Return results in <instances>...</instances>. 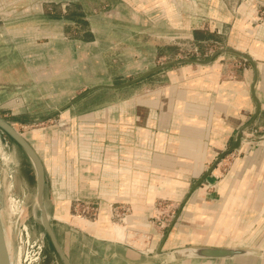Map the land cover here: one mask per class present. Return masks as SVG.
<instances>
[{
    "label": "crops",
    "instance_id": "0c3cea01",
    "mask_svg": "<svg viewBox=\"0 0 264 264\" xmlns=\"http://www.w3.org/2000/svg\"><path fill=\"white\" fill-rule=\"evenodd\" d=\"M33 2L15 0L12 13L27 17ZM37 2L42 7L49 0ZM175 2L104 0L94 13L101 12L110 26L115 14L123 12L125 22H155L165 17L170 32L156 33L154 43L177 38L171 31L179 28L189 31L186 37L190 41H203L197 38L199 28L178 26L177 18L172 17V12L177 13ZM167 10L164 16L153 15ZM239 13L229 22L221 20L217 28L218 33H225L227 24H232L228 42L232 47L225 48L234 51L219 53L216 61L202 64L201 68L187 65L167 70L168 82L123 100H112L90 112L72 116L68 111L62 122L63 135L54 140L52 154L44 152L46 160L24 136L35 154L26 150L35 167L37 193L42 189V211L69 264H234L245 257H255L197 258L176 252L187 246L248 248L228 244L227 238H239L252 231L251 239L257 230H252L253 226L264 221V148H259L264 146V139L251 145L243 137L240 146L233 148L239 130L253 119L258 106L259 113L251 124L264 125V18L255 22L248 16L258 15V6H249L247 11L240 6ZM62 18H66L65 12ZM136 43L144 44L139 39ZM127 44L135 41H125ZM97 84L112 83L100 81L92 86ZM231 150L244 152L233 177L219 183L217 195L207 192L206 186L217 176L220 156ZM193 183L197 193L179 215V219L186 215L187 219L191 216V221H202L199 229L190 228L180 236L191 243L170 249L160 244L156 254L147 255L115 237L106 205H134L130 223L138 227L143 224L141 206L152 204L157 197L180 196ZM49 186L52 192L57 191L53 201L60 205L54 217L47 206ZM217 198L211 205V199ZM82 199L101 205L96 221L71 213V205ZM248 209L257 212L244 216ZM52 219L57 221L56 226Z\"/></svg>",
    "mask_w": 264,
    "mask_h": 264
},
{
    "label": "rangeland",
    "instance_id": "374dc122",
    "mask_svg": "<svg viewBox=\"0 0 264 264\" xmlns=\"http://www.w3.org/2000/svg\"><path fill=\"white\" fill-rule=\"evenodd\" d=\"M37 1L34 0L28 16L22 17V14L12 13L15 0H0V117L25 136L45 160L44 152L52 154L54 140L63 135L62 122L68 111L72 116L90 112L112 100H123L145 88L168 82L167 70L187 65L201 68L205 63L183 60L130 86L92 91L54 116L40 122H35V119L61 108L96 82L121 83L174 59H207L221 48L232 47L228 44L233 34L232 24H227L225 33H218L217 28L221 20L229 22L234 16L239 17L240 6H244L246 11L249 6H258V15L248 13V16L255 22L264 18V0H256V3L255 0H173L177 13L172 12V17L177 18L178 26L199 28L197 38L203 41H190L186 37L189 31L179 28L176 32L171 31L177 38H163L154 43L156 33L170 32L165 17L155 22L149 19L145 23L135 20L125 22L123 12L115 14L110 26L101 12L94 13L104 0H49L42 7ZM64 12L66 18H62ZM168 12L155 11L153 15L164 16ZM138 39L144 44L137 45ZM130 40L135 44L125 45V41ZM218 55L212 60L216 61ZM243 137L251 145L260 142L264 139V125L249 124ZM243 154L234 150L223 152L218 160L217 176L206 186L207 192L217 195L219 183L226 177H233L235 165L240 164ZM194 183L180 196L157 197L152 204L141 206L140 221L143 224H138V227H132L130 223L136 210L134 205L115 204L114 207L120 208L119 216L110 204L106 205L112 227H122L123 238L118 239L135 245L147 255L156 254L160 244L170 249L191 243V240L180 236H184L190 228L199 229L202 221H191V216L187 219L186 215L179 219V215L197 193L198 188H192ZM56 192L54 189L52 192L50 186L46 190L48 210L53 217L60 208L53 201ZM218 199H211V205H215ZM100 210V204L88 199L71 205L73 215L92 221H96ZM250 212L256 214L257 211L248 209L243 212L244 216L250 215ZM0 216L9 264H63L45 230L43 211L38 203L37 175L31 157L1 125ZM51 223L57 225L56 220L52 219ZM252 230L256 231L251 239L252 231L239 238H227L228 244L249 246L252 253L245 256H255L251 259L245 257L234 264H264V221L255 224ZM43 231L45 236L42 240Z\"/></svg>",
    "mask_w": 264,
    "mask_h": 264
},
{
    "label": "water",
    "instance_id": "95a60500",
    "mask_svg": "<svg viewBox=\"0 0 264 264\" xmlns=\"http://www.w3.org/2000/svg\"><path fill=\"white\" fill-rule=\"evenodd\" d=\"M228 50L234 51L233 49H230V48H221L217 52L212 54L211 57H209L207 59H197V58L176 59V60H172V61L163 63V64L141 74L140 76H137L135 78H132L130 80H127V81H124L121 83L97 84V85L91 86L88 89H86L84 92H82L81 94H79L78 96H76L75 98L70 100L69 102H67L61 108L50 112L47 116L37 118L34 121L40 122V121L45 120L48 117L54 116L59 110H63L64 108H67V107L73 105L79 98H81L82 96H84L87 93H90L92 91H95L98 89H119L122 87L130 86V85L148 77L152 73H154V72H156L162 68H165V67L172 65V64H176V63L181 62L183 60L189 61V62L207 63V62H210L217 54L224 52V51H228ZM258 113H259V106H258V108L254 114L253 119L249 123H247L246 125L242 126V128L239 130V132L237 134L236 143L233 147L234 149L238 148L240 146L241 141H242L243 136H244L245 128L253 122V120L256 118ZM0 125L3 126L4 128H6L10 132V134L25 148V150H27L31 155L35 156L34 151L31 147V145L28 143V141L8 121H6L4 118L0 117ZM221 157L222 156H220V158ZM38 203H39L40 208L43 210L42 189L41 188H39V191H38ZM43 217L45 220V223H44L45 224V230L48 233V235L50 236L51 241H52L55 249L57 250V252L60 255L61 259L63 260L64 264H69L67 256L65 255L61 246L59 245V243L56 239V236H55V234L51 228V225H50L45 213H43ZM44 236H45V231H43L41 234L42 240H43ZM176 252H177V254H179L180 256H183V257H197V258H233V257L249 255L252 253V251L248 248L211 247V246H187V247L177 249ZM0 264H9L8 248H7V243H6V239H5V232H4L1 216H0Z\"/></svg>",
    "mask_w": 264,
    "mask_h": 264
},
{
    "label": "bare ground",
    "instance_id": "6f19581e",
    "mask_svg": "<svg viewBox=\"0 0 264 264\" xmlns=\"http://www.w3.org/2000/svg\"><path fill=\"white\" fill-rule=\"evenodd\" d=\"M2 141V140H1ZM3 143V142H2ZM10 208V207H9ZM17 210V209H16ZM114 227V228H113ZM113 232L116 233L115 237L118 238H123V234H122V227L120 226H113ZM27 232V231H26ZM126 234V233H125ZM125 239V238H124ZM11 264V263H10Z\"/></svg>",
    "mask_w": 264,
    "mask_h": 264
},
{
    "label": "built area",
    "instance_id": "2783aa9c",
    "mask_svg": "<svg viewBox=\"0 0 264 264\" xmlns=\"http://www.w3.org/2000/svg\"><path fill=\"white\" fill-rule=\"evenodd\" d=\"M115 204H117V203H110V206H111L112 210H115L116 214L119 216L120 215V208L119 207H114Z\"/></svg>",
    "mask_w": 264,
    "mask_h": 264
}]
</instances>
